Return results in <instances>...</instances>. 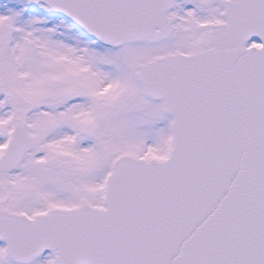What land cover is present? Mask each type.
Segmentation results:
<instances>
[{
  "label": "snow or ice",
  "instance_id": "obj_1",
  "mask_svg": "<svg viewBox=\"0 0 264 264\" xmlns=\"http://www.w3.org/2000/svg\"><path fill=\"white\" fill-rule=\"evenodd\" d=\"M0 264H264V0H0Z\"/></svg>",
  "mask_w": 264,
  "mask_h": 264
}]
</instances>
